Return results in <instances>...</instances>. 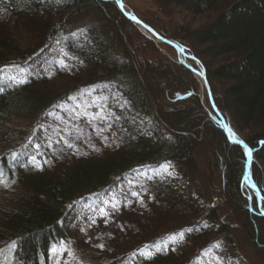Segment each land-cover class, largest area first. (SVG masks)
<instances>
[{"label": "trees", "instance_id": "trees-1", "mask_svg": "<svg viewBox=\"0 0 264 264\" xmlns=\"http://www.w3.org/2000/svg\"><path fill=\"white\" fill-rule=\"evenodd\" d=\"M151 3L166 23L134 9L136 15L201 62L216 107L253 152L250 173L264 190V0ZM176 13L183 14L182 23ZM189 17L203 22L193 27ZM77 22L81 25L73 27ZM58 41L78 58L72 69L53 67L50 79L32 77L0 94V169L16 181L7 204L0 203V250L8 253L7 264H52L51 248L71 239L63 224L69 205L117 187L138 168L157 169L166 162L174 167L175 179L148 180L142 200L150 210L151 225L139 228L132 241H160L175 224L183 225L185 241L178 250L133 264H192L218 240L242 264L246 261L240 248L249 249L258 264H264V215L257 197L252 195L250 202V192L243 187L248 163L244 148L228 141L211 119L219 117L206 90L204 102L200 79L177 61L174 48L143 34L115 0H0V68L31 63ZM112 83H117L115 88H103ZM95 86L110 97L118 92L121 103L127 101L123 111L115 109L121 116L118 125L129 132L131 142L101 155H76L57 170L51 147L34 129L56 105ZM132 115L147 118L152 127L143 129ZM14 118L31 126L18 134L9 127ZM30 138L51 162L43 171L10 158ZM13 241L14 253L9 248ZM93 258L96 264H128L116 253L95 251Z\"/></svg>", "mask_w": 264, "mask_h": 264}, {"label": "rangeland", "instance_id": "rangeland-1", "mask_svg": "<svg viewBox=\"0 0 264 264\" xmlns=\"http://www.w3.org/2000/svg\"><path fill=\"white\" fill-rule=\"evenodd\" d=\"M122 1L126 4L129 13H133L135 16H137L134 11V9H136L138 13L145 18H150V16L153 15V17L155 18L157 17L159 21L166 23L163 13L159 12V10L156 7L152 6L153 4L151 3V0H122ZM182 15L183 14L180 13L175 14L176 16L175 18H177L176 20L181 23L183 22L181 20ZM187 22L193 25V27H197L202 24L203 18L189 17ZM80 25L81 22H77L73 25V27L75 26L79 27ZM162 47L163 49L165 48L164 46ZM163 51L165 54H168L166 53L165 50ZM64 53H67L68 56L77 57L76 55L71 54V52H69L64 47V45H62L61 42L60 43L56 42L52 47L49 46L46 49L42 50L41 53H39L31 61V63H27L23 67L34 73L32 77L49 76V74L53 75L55 71H53V67L49 68L48 65L51 64L53 61L66 59ZM170 54L172 57V53ZM175 58L178 59L177 52L175 53ZM186 60L188 61V59ZM188 62L192 64V66L196 70L201 71V68H199L198 65H196L193 61H188ZM68 64H69V69H72L76 65V61L69 60ZM41 69H44L42 73H41ZM36 73H40V74L36 75ZM197 76L202 83V79L200 78V76L198 74ZM116 85L117 83L109 84L110 87L108 88V90L115 88ZM92 88H96L97 92L93 93L91 97L84 95L83 97L77 100L68 99L67 101L60 103L59 104L60 107H55L51 111L53 113V116L48 115L47 119L42 121L40 124H38L34 129L36 130L35 132L36 134L38 132H41V138L45 141L47 146H48V138L49 137L51 138L52 146L50 151L53 157L55 156V159L57 160L56 163L57 170L63 169L64 166L67 165V163L69 164V161L71 162V159H73V157H75L76 155H83V156L101 155L105 149H115L123 143L131 142L129 132L126 131L125 129L120 128L121 125H118L120 119L119 120L113 119L111 121L112 124L111 128H109L100 121H96L92 125H88L84 119H80L79 121H76L75 123H78L80 128L83 129V138L80 141H77L70 137H66L72 140V143L75 146L74 150L66 148L63 142L59 140V135H66V134L62 131L64 125L61 124L59 120L55 119L54 117L64 116L65 119H68V117L71 115V112L62 111V109L63 110L73 109L74 105L77 103L82 105L79 111L83 112L84 109L87 108L91 100H96L97 103H99L100 98L107 96L109 98L108 104L110 105L111 112H114L117 116L121 118L119 112H117L115 109L117 107L118 109L121 110V107L117 105L116 100L111 99L110 95L100 92L99 87L95 86L90 88H84L82 90H85L87 92L90 91ZM204 90L206 89L204 88V86H202L201 96L204 102H206V96ZM72 96L80 97V92L75 93ZM113 96L117 97L118 100L119 97L121 98L118 92H115ZM123 103L124 102L122 103L120 102V105H123ZM123 109H125V107ZM88 111L90 113H93L96 112L97 109L89 108ZM130 117L135 119L136 122L139 123L140 126L145 130H149L150 127H152L151 123H148L147 118L140 119L138 116L135 117L134 115ZM71 123L72 122L70 121V124ZM29 126H31V124L24 121L23 119L14 118L13 120H10L9 123V127L17 131L16 133L18 134H23L22 132H24ZM100 128H103L102 132H100ZM57 129L60 130L59 135L57 134L56 131ZM105 136L108 137L107 140L104 139ZM34 143L40 145L37 142ZM93 147L95 148V151L93 150ZM18 160H25V164L23 166L26 165L32 166V164L34 163L29 158H27L26 155H20L18 157ZM43 161H48V163L45 164L44 167L48 165L50 162L46 152H43V148L40 145L37 162H43ZM157 169L163 171L160 168ZM153 174H154L153 168H149V167L138 168L131 175L122 178V180L119 181V183L117 184V187L106 189L101 193H99V195L96 194V195L87 196L74 204L75 205L74 210L69 209L68 213L63 219V224L66 227V229L70 232L71 239H69V241H64V242H67L66 244L67 247L75 251L76 255L82 261V264H96L94 263V258H93L95 251H99L103 253L106 252L113 254L115 253L121 254L125 257V262L127 261L128 264H133L136 263L139 259H143V258H138L136 260H133L131 253L137 249L143 248L144 245L146 244H153V243L138 244L137 242L132 241L133 236L131 235L138 232L139 228H141L142 226L147 227L151 225L150 224L151 214H150V210L148 209V207H146L145 203L143 202V205H141L138 199L131 195V192L133 191L139 192L140 193L139 199L142 200L144 193L147 191L146 185L148 183V179L146 177ZM243 186L245 189L249 190L250 192L249 196L255 195V192L252 189L247 188L245 185ZM10 191H11L10 189L9 190L1 189L0 194H2V196L0 203L2 205L7 204L6 198L9 197L8 193H10ZM111 197L118 198L117 206L119 208V211L113 214L108 219V222L105 223L104 220L101 218L103 216V213H100L99 211L90 210L88 205H93L94 208L95 206L98 205L103 206L101 205V201H107ZM249 201L251 202V200ZM259 207L262 213V211L264 210L263 205ZM85 215L87 216L95 215L97 217L96 225L92 226L91 228H87L86 234L80 231L81 227H86V225L89 223V221H86L84 219ZM182 227L183 225L180 224L169 225L167 227V234L160 241L167 240V238L171 234L179 232L182 229ZM149 229L150 231L154 232L152 227H149ZM97 237H102V239H98ZM159 237L160 235L157 234L156 238L159 239ZM184 241L185 238L182 243L175 245V250H178L179 247L181 248ZM215 242H220L222 244L223 246L222 251L227 254V258L231 262V264H242V262L237 257H235L234 255L235 252H233L224 241L218 240ZM215 242H213L207 249L203 250L194 259L192 264H216V261L212 255L213 252L212 245ZM99 243H104L105 248L103 250L94 247L95 244H99ZM59 244H57L56 246H58ZM168 249H172V245H170ZM240 249H241V253L245 257L246 264H258L257 259L255 258L253 252H251L249 249H242V248ZM206 250H207V254H205ZM7 255L8 253H2V255H0V261H2L3 264H7L8 262ZM153 257L154 255L152 256V258ZM51 258L53 261L52 264H63V261L59 255L52 253ZM63 259L66 260L68 264H76L74 258L71 256H67V254H65V257Z\"/></svg>", "mask_w": 264, "mask_h": 264}, {"label": "snow or ice", "instance_id": "snow-or-ice-1", "mask_svg": "<svg viewBox=\"0 0 264 264\" xmlns=\"http://www.w3.org/2000/svg\"><path fill=\"white\" fill-rule=\"evenodd\" d=\"M43 3L44 0H41ZM62 0H56L57 4H60ZM115 3L119 5L120 10L124 12V5L121 3V0H115ZM126 16H129L130 20L135 21L137 24L141 23L135 16H130L128 13L125 12ZM147 27V25H145ZM149 31H152L149 29ZM59 43V41L57 42ZM178 47V46H177ZM180 51H184V49H180ZM64 56L66 59H60L58 61H53L51 64L48 65L49 68L57 67L59 66L61 69H68L69 64L68 61H76L77 57L74 56H68L67 53H64ZM194 59V58H193ZM79 63H83V61H79ZM44 71V69H41V73ZM34 73L26 68H24L21 65H18L16 63H12L9 66H5L3 68H0V94H3L5 91V87H15L19 88L22 85L28 83L30 81V78L32 77ZM40 73H36V75H39ZM199 75H202V73H198ZM51 78V75L49 74V79ZM109 85H104V89H108ZM80 97L76 96H70L68 97L69 100H77L84 95H87L89 97L92 96L93 93L97 92L96 88H92L90 91L85 90H79ZM108 97H102L100 98V102L97 103L96 100H91L88 104L87 108L84 109L83 112H80L82 105L77 103L74 105L73 109L70 110H63L71 112V115L68 117V119H65L64 116H55L54 118L59 120L61 124L64 125L63 132L66 135H59L60 130L57 129V134L59 135V140L63 142L64 146L68 149H75L74 144L72 143V140L66 137H70L72 139H75L77 141H80L83 138V129L80 128L78 123H75L76 121H79L80 119H84L88 125H92L96 121H100L109 128L112 127L111 121L113 119L119 120L120 117L117 116L114 112H111L110 105L108 104ZM111 99L116 100L117 105L121 107V110H123L124 107L127 106V101H124L123 105H120V101L117 99V97L113 96ZM55 107H60L59 105H56ZM89 108H95L97 109L96 112L90 113L88 111ZM49 116H53L52 112L48 113ZM211 119L215 121L220 128L223 129V131L227 134L226 139L230 141L234 145H243L244 148V155L247 156L249 161V167L250 162L252 158V151L247 147V145L244 144L242 140H239L236 138V134L234 131L225 123L218 120L215 115L211 116ZM70 121L72 122L70 124ZM103 131V128H100V132ZM150 134V133H149ZM105 140L108 139L107 136L104 137ZM48 146L51 147V138H48ZM39 149L40 145L35 144L33 139H29L26 144H23L21 146V150L19 152L12 151L10 154V158L12 161H15L18 159L20 155H26L27 158H29L34 163L32 164V167L35 168L38 171H43L44 165L48 163V161L43 162H37L38 156H39ZM93 150L95 151V148L93 147ZM2 159V158H0ZM160 169L163 171H160L158 169H153V175L147 176L146 178L149 181H156L159 180L161 183H163L165 180H172L175 179V170L172 166L171 162H166L164 165L159 166ZM16 181L11 180L9 176L6 174V172L2 169H0V189L9 190L15 185ZM243 183L247 188L252 189L255 192L256 197L259 198V200L256 202L257 206H261L264 204V195H261V192L264 191L262 189L258 188L257 183L252 179L251 173L245 172L243 175ZM143 187V186H141ZM99 195V194H97ZM127 195V194H125ZM131 195L133 197H136L141 205H143V200L139 199L140 193L137 191L131 192ZM249 200H252L253 197L249 196ZM117 197H111L107 201H101V205L103 206H94L88 205L89 209L92 211H99L100 213H103V216L101 217L105 223L108 222V219L119 211V208L117 206ZM70 209L74 210L75 205H69ZM264 215V213H261ZM84 219L86 221H89V223L86 225V227H81L80 231L86 234V229L91 228L92 226L96 225L97 223V217L95 215L92 216H84ZM195 228L188 229L189 232L195 231ZM98 239H102V237H97ZM185 238V232L183 230L171 234L167 240L164 241H157L153 244H146L143 248L137 249L131 253L132 259L136 260L138 258H143L144 260H149L152 258L153 255L157 252L167 251L169 246L172 245V250L175 251V245H178L183 242ZM67 242H60L58 246H54L51 248V252L53 254H57L61 257L63 264H68L66 260L63 258L65 257V254L67 256H71L74 258L76 264H82V261L80 258L76 255L75 251L71 248L66 246ZM17 247V244L15 241H13L9 248L14 253L15 249ZM94 247L99 248L103 250L105 248L104 243L95 244ZM222 244L220 242H215L212 245V255L213 258L216 261V264H231V262L227 258V254L222 251ZM205 254H207V250L205 251ZM0 255H2V250H0ZM0 264H3L2 261H0Z\"/></svg>", "mask_w": 264, "mask_h": 264}, {"label": "water", "instance_id": "water-1", "mask_svg": "<svg viewBox=\"0 0 264 264\" xmlns=\"http://www.w3.org/2000/svg\"><path fill=\"white\" fill-rule=\"evenodd\" d=\"M121 3H123L124 5V14L125 12L128 13L130 16H135L133 13H129L128 12V8L126 6V4L121 0ZM128 19H129V16H126ZM139 21H141V23L137 24L135 21L131 20L133 22L134 25H136L143 34H145L148 38L154 40L156 43H162V44H166V45H169L171 47H173L175 49V51L177 52V55H178V59L177 61L186 65L193 73L196 77L197 74H196V69L192 66V64H190L189 62L187 61H184L182 60L179 55L180 53H183L188 60H191L193 61L195 64L198 63L200 66H201V72H202V83L206 89V92H207V96H208V99H209V102H210V105L211 107L216 111V113L218 114V117H219V120L222 121L223 123L227 124L230 128V123L227 121V119L221 114V112L218 110V108L216 107V104L214 102V98H213V94H212V91H211V88H210V85L207 81V78H206V71L203 67V65L201 64V62L191 53L188 51V49L184 46H182L181 44L177 43L176 41L174 40H171V39H166V38H163L161 37L152 27H150L148 24L144 23L141 19H139L137 16H135ZM130 20V19H129ZM145 25H147V27H145ZM149 29H151L152 31H149ZM178 46V47H177ZM184 49V51H180V49ZM194 58V59H193ZM232 129V128H231ZM235 133V132H234ZM226 134V133H225ZM236 134V133H235ZM227 135V134H226ZM236 138L239 139V140H242L240 139V137L236 134ZM243 141V140H242ZM244 142V141H243ZM244 144L246 145V143L244 142ZM242 148H243V145H240ZM248 147V146H247ZM249 148V147H248ZM250 149V148H249ZM252 151V150H251ZM252 161H253V152H252V158H251V162H250V167H251V164H252ZM250 167H249V161L247 163V167H246V171L245 172H249L250 171ZM262 195V194H261ZM259 199V198H258ZM264 213V211H263Z\"/></svg>", "mask_w": 264, "mask_h": 264}, {"label": "bare ground", "instance_id": "bare-ground-1", "mask_svg": "<svg viewBox=\"0 0 264 264\" xmlns=\"http://www.w3.org/2000/svg\"><path fill=\"white\" fill-rule=\"evenodd\" d=\"M179 57L182 59V60H184V61H187L186 59H187V57L183 54V53H180V55H179ZM188 62V61H187ZM197 65H199L198 63H196ZM200 66V65H199ZM197 72V74L198 73H202L201 71H199V70H196ZM199 75V74H198ZM200 76V78L202 79V75H199ZM243 185H244V183H243ZM244 187V186H243ZM264 211V210H263ZM263 211H262V213H263Z\"/></svg>", "mask_w": 264, "mask_h": 264}]
</instances>
